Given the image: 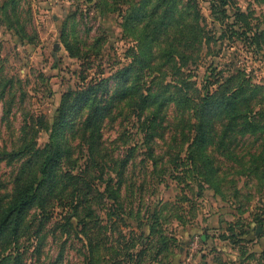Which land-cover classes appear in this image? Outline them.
Masks as SVG:
<instances>
[{"label":"rangeland","instance_id":"rangeland-1","mask_svg":"<svg viewBox=\"0 0 264 264\" xmlns=\"http://www.w3.org/2000/svg\"><path fill=\"white\" fill-rule=\"evenodd\" d=\"M140 1L0 0V202L11 196L16 166L24 158L7 155L18 149L19 140L26 136L33 138L36 146H41L48 136L62 138L64 129H50L49 124L66 91L106 78L126 65L133 67L128 81L136 83L138 90L149 85L150 92H156L157 96L164 82L177 76L188 77L203 92L202 85L215 80L220 71L224 77L233 73L238 79L243 77L264 84V0H229L231 5L224 15L209 12L205 0H165L179 9L186 7L189 12L198 6L203 16L198 19V25L208 38L201 41L199 53L185 51L195 60L188 58L183 65L172 57L163 61L161 54L166 38H179L178 27L184 31L182 35L190 39L196 30L186 14L180 20L177 12L168 32L156 30L159 36L155 40L153 29L158 21L142 23L147 26V38H152L150 52L144 56V63L150 62L142 64L141 55L135 56L141 51L140 42L131 34L126 15ZM144 15L150 16L147 9ZM114 81L115 77L106 81L112 90L116 88ZM161 93L165 95L164 91ZM165 106L170 112L162 115L160 121L165 117L162 125L175 111L171 103ZM128 108L125 101L115 105L108 118L101 122V138L110 158L114 159V167L119 166L123 157L128 161L120 179V200L127 203L132 199V217L139 218L141 225L139 228L132 219L123 225L116 216L112 228H119L124 233L122 238H129L136 245L143 242L138 231L150 236L147 242L150 246L144 249L141 264H153L152 250L161 235L165 244L161 243L163 239L159 240L163 245L158 260L162 264H264V220L260 222L264 208V175L258 172L255 176L248 172L249 165H246L252 158L260 165L259 157H255L264 154V133L238 136L240 140L232 147V157L239 161L223 159L213 151V146L207 147L215 161L223 160L219 162L218 189L214 190L211 184L199 185L186 165L171 168L170 154L176 149L170 152L166 148L171 134L164 132L161 136L160 129L148 142L157 157V164L152 168L143 152L142 133L136 129L135 117ZM216 127L219 128L218 124ZM227 133L232 137L230 130ZM68 141L72 149L78 142L75 136ZM76 154L77 148L71 157ZM183 157L182 150L178 158ZM84 162L83 158L76 160L77 165L71 172ZM108 162L100 161L99 165L102 163L106 168ZM63 167L66 166H59L58 171L62 172ZM100 180L95 179L94 187L100 200L93 204L99 218L98 222L95 220L96 227L88 231L109 242L116 232L107 230L112 220L108 216L110 200ZM58 182L64 180L58 179ZM111 182H115V177ZM129 183L133 187L127 189ZM55 210L57 213L50 221L60 222V209ZM154 213L158 220L149 233ZM255 214L259 220L253 219ZM33 215L32 209L27 218ZM71 221L74 224L73 218ZM256 227H259L257 232ZM194 235L198 236V245L189 256L187 245ZM71 237V245L65 246L63 264H82L81 247L76 249L80 241ZM116 239L119 243H114L122 246L123 240ZM29 241L33 243V238ZM26 242L22 237L19 245ZM30 243L26 246L28 250ZM46 245L48 253L54 255L57 245L49 241Z\"/></svg>","mask_w":264,"mask_h":264},{"label":"trees","instance_id":"trees-1","mask_svg":"<svg viewBox=\"0 0 264 264\" xmlns=\"http://www.w3.org/2000/svg\"><path fill=\"white\" fill-rule=\"evenodd\" d=\"M205 1L207 9L213 14L224 15L227 7L231 5L229 0ZM194 7L195 10L189 12L186 7L179 9L172 3H165V0H141L133 11L128 12L126 22L129 24L131 34L136 36L138 43L140 42L138 49L141 51L135 56L141 55L142 64L148 65L150 62L144 63V56L150 52L152 41V38H147V26L142 23L155 24L158 21L153 32L161 29L168 32L167 29L172 26L176 12L180 15V20L186 14L196 30L190 39L182 35L184 31L181 32L182 28L178 27L179 38L175 40L166 38L165 46L161 48L163 61L172 57L176 58L178 64L183 65L184 60L188 58H191L192 62L195 60L185 51L198 52L201 41L205 42L208 36H204V30L198 25V19L203 16L198 6ZM146 9L150 16L144 15ZM152 17H156L154 21ZM158 36L156 31L154 40ZM148 59L150 60L149 56ZM132 68L126 65L106 78H98L92 83H85L64 92L49 124L50 129L59 131L64 129L61 139L48 136L49 139L43 145L36 146L33 138L23 136L19 140L18 149L8 152L7 155H20L24 158L16 166L11 196L0 202V264H63L65 246L71 245L72 240L69 239V237L73 239L71 236L80 241L76 249L81 247L82 264H141L144 249L146 250L150 244L147 243L150 236H144L142 230L138 231L140 238L143 237V242L136 245L131 239L122 238L124 233L119 228L115 226L112 228L116 216L123 225L128 223L126 222L128 219L136 221L139 228L141 225L139 218L132 217L134 209L132 199H128L127 203L120 200L119 190L122 185L120 179L124 172L123 167L128 161L123 157L119 166L114 167L112 165L114 159L110 158L108 147L103 144L101 138V122L108 118L118 102L125 101L131 115L135 117L136 129L143 136V152L150 160L152 168L157 164V157L148 142L160 129L161 136L164 132L171 134L170 143L166 148L170 152L176 149L170 154L171 168H182L186 165L187 171L193 173L192 176L197 178L199 185L202 182L211 184L214 190L218 189L219 162L222 159L215 161L207 147L213 146L215 148L213 151L223 159L227 157L239 161V158L232 157L234 153L232 147L238 145L240 140L238 136L246 133H264V84L250 82L243 77L238 79L233 73L224 77L220 71L215 80L202 85L203 92L197 89L188 77L177 76L164 82L162 90L165 95L161 90L157 96L156 92H150L149 85L138 90L136 83L128 81ZM109 77H115L114 90L106 83ZM170 103L171 109L177 112L172 111L173 116L162 125L165 118L160 121L162 115L166 116V112H170V108H165V105ZM217 124L219 128L216 127ZM165 125L167 126L164 127ZM229 130L232 137L228 136ZM71 136L78 140L73 149L68 141ZM76 148L77 154L72 158L71 154ZM182 150L185 155L183 159L178 158ZM257 155L255 158L259 157L260 165L252 158L246 164L249 165L248 172L255 176L258 172L264 175V154ZM79 158H83L85 162L72 173L71 169L77 165L76 160ZM100 161H109L108 167L105 168L102 163L99 165ZM61 165L66 167L59 172L58 168ZM114 177L115 182H111ZM58 179L64 182H58ZM95 179H101L104 184L103 190L110 200L108 216L112 220L107 225V230L112 229V233L116 232V235H113L109 242L88 231L96 225L95 220L98 222L99 218L93 207L95 201L100 200L95 195L98 194L94 188ZM131 187L132 184H127V189ZM137 188L141 190V186ZM56 208L60 209L58 213L60 222L50 221L57 213ZM32 209L35 215L27 218ZM156 217L154 213L148 226L149 233L157 223ZM256 217L257 214L253 219H258ZM263 220L264 208L260 222ZM22 237L27 242L19 245ZM30 237L33 238V243L29 241ZM116 238L123 240L122 246L114 243L117 241ZM160 239H163L161 243L165 244L162 235L157 238V243L155 241L154 244L157 245L151 255L153 264H162L158 260L161 255L160 247L163 245L160 244ZM48 241L57 245L54 255L47 251ZM28 243L29 250L26 248ZM126 246L127 248H124Z\"/></svg>","mask_w":264,"mask_h":264},{"label":"built area","instance_id":"built-area-1","mask_svg":"<svg viewBox=\"0 0 264 264\" xmlns=\"http://www.w3.org/2000/svg\"><path fill=\"white\" fill-rule=\"evenodd\" d=\"M198 245V236L194 235L190 238L188 245H187V254L190 256L192 254V252L196 249ZM188 256V257H189ZM187 257V258H188Z\"/></svg>","mask_w":264,"mask_h":264},{"label":"crops","instance_id":"crops-1","mask_svg":"<svg viewBox=\"0 0 264 264\" xmlns=\"http://www.w3.org/2000/svg\"><path fill=\"white\" fill-rule=\"evenodd\" d=\"M258 230H257V227H256V232H257Z\"/></svg>","mask_w":264,"mask_h":264},{"label":"water","instance_id":"water-1","mask_svg":"<svg viewBox=\"0 0 264 264\" xmlns=\"http://www.w3.org/2000/svg\"><path fill=\"white\" fill-rule=\"evenodd\" d=\"M257 230H259V227H257Z\"/></svg>","mask_w":264,"mask_h":264}]
</instances>
